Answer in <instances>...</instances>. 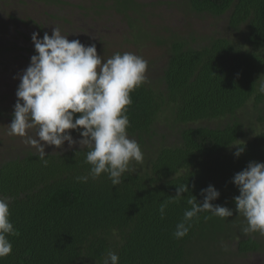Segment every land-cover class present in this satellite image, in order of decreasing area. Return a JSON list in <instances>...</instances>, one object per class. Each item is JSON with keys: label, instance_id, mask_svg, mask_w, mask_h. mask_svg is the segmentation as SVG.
Wrapping results in <instances>:
<instances>
[{"label": "trees", "instance_id": "obj_1", "mask_svg": "<svg viewBox=\"0 0 264 264\" xmlns=\"http://www.w3.org/2000/svg\"><path fill=\"white\" fill-rule=\"evenodd\" d=\"M188 2L193 12L225 19L226 32L159 40L168 46V61L158 82L130 94L127 111L128 137L151 149L150 163L138 171L129 165L114 187L106 174L77 182L91 167L84 163L87 148L45 151L46 165L30 149L0 162V198L10 201L18 232L8 236L12 252L0 264H103L109 251L119 264H190L201 240H221L216 231L225 218L207 211L193 218L183 239L173 232L191 208L188 198L202 203L209 185L220 193L214 205L236 210L232 178L249 162L264 163V0ZM251 103L253 115L246 113ZM163 113L175 138L170 143L156 131ZM254 118L263 128L247 138ZM181 184L189 191L161 219L160 204ZM238 238L241 254L263 250L251 235Z\"/></svg>", "mask_w": 264, "mask_h": 264}, {"label": "clouds", "instance_id": "obj_2", "mask_svg": "<svg viewBox=\"0 0 264 264\" xmlns=\"http://www.w3.org/2000/svg\"><path fill=\"white\" fill-rule=\"evenodd\" d=\"M68 36L58 27L52 29L51 35L45 32L42 38L33 33L36 54L19 76L8 134L26 137L28 129H37V138L29 137L25 142L36 149L45 165L48 146L59 149L67 142L69 148L77 144L81 150L87 148L84 163L91 167L87 176L76 178L77 182L86 183L89 178L95 180L106 174L115 187L122 183L121 177L130 163H140L144 158L137 141L128 137L127 111L132 104L130 94L146 82L148 62L130 52L115 53L104 60L95 43L85 46L78 39L70 41ZM259 92L264 94V84ZM71 131L78 132L81 139L75 140ZM243 151L240 146L234 155L239 157ZM232 183L239 191L234 197L236 211L245 218L242 232L264 235V163L249 162L234 175ZM188 191L187 184L177 186L176 195L160 204L161 219L168 204L179 202ZM201 195L202 203L194 196L188 198L191 208L184 211L183 219L176 225L175 239H183L189 233L191 221L201 212L222 219L233 215L231 209L212 203L220 195L214 186L202 189ZM9 203L0 198V259L12 252L8 236L18 234L10 221ZM103 264H119V257L109 251Z\"/></svg>", "mask_w": 264, "mask_h": 264}, {"label": "rangeland", "instance_id": "obj_3", "mask_svg": "<svg viewBox=\"0 0 264 264\" xmlns=\"http://www.w3.org/2000/svg\"><path fill=\"white\" fill-rule=\"evenodd\" d=\"M133 1L137 4L127 11L126 6L130 7ZM225 26V19L191 11L188 0H0V162L22 154L24 150L36 151L25 141L29 137L36 139L37 129H28L26 137L8 134L17 101L19 76L36 54L31 39L33 33L42 38L45 32L51 35L52 29L58 27L63 35H69L70 41L78 39L85 46L95 43L98 55L104 60L115 53L130 52L141 56L148 62L146 81L154 84L168 61V46L160 45V39L168 42L188 36L208 38L224 34ZM252 106L253 103L247 114H255ZM167 123L166 114H161L156 131L162 135L158 137L160 141L167 138L165 142L170 143L175 138ZM254 126L256 129L249 130L247 138L254 137L256 131L263 128L255 118L251 123V127ZM77 147L80 146L77 144L72 148ZM72 148L65 142L62 148L48 146L45 151ZM141 150L143 161L130 163L134 165V171L141 169L138 165L145 166L151 161V149L142 147ZM231 210L233 215L225 218L223 226L216 231L221 240L210 245L201 240L194 247L197 250L190 264H264V235L258 232L244 234L241 229L245 226V218L235 209ZM249 235L262 243V251L239 252L241 239L238 237Z\"/></svg>", "mask_w": 264, "mask_h": 264}]
</instances>
